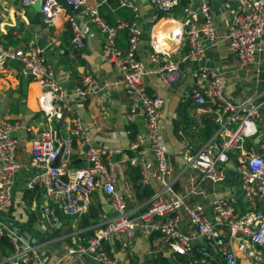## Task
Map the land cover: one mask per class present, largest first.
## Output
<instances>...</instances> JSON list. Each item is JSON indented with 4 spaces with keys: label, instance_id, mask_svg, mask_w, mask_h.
Segmentation results:
<instances>
[{
    "label": "built area",
    "instance_id": "1",
    "mask_svg": "<svg viewBox=\"0 0 264 264\" xmlns=\"http://www.w3.org/2000/svg\"><path fill=\"white\" fill-rule=\"evenodd\" d=\"M6 1L0 0V10ZM37 1L20 0L24 7ZM40 1L42 17L48 25H54L64 3L61 0ZM63 1L73 12L68 18L73 47L77 50L85 48L90 33L88 23L98 29L103 37L105 60L121 74L120 84L130 104L126 119L134 124L143 118L146 131L138 134L127 149L94 145L81 117L75 115L70 99L86 101L95 96L99 92L98 83L87 76L81 84L74 83L69 89L68 83L56 78L51 63L37 43L29 41L22 48H6L1 42L0 31V71L9 63L22 65L23 72L37 83L41 91L38 107L47 121L46 128L39 130L0 115V214L7 216L13 207L15 179L22 168L16 155L17 133L22 131L32 135L30 166L37 171L27 183L28 189H41L45 198L54 200L63 213L75 221H80L88 213L96 191L105 194L115 212L112 220L91 228L95 230L92 237H79L55 254L49 252L47 244H30L18 238L14 223L2 217L0 236L11 239L13 252L0 264H122L119 255L107 248V244L115 239L123 250H130L138 234L145 237L158 234L170 253L188 259L182 264H240L236 245L241 251L247 247L254 249L248 252V256L259 260L260 252L255 249H264V213L258 211L257 200L264 198V144L257 150L247 148V141L257 133L255 125L261 119L264 102L255 97L242 102L229 101L225 97L221 75L203 65L204 42L213 46L219 39L209 0H199V3L147 0L152 7L166 14H172L183 5L185 14L180 22V33L186 37L188 54L181 61H174L170 51L160 49L157 37L151 36L150 60L156 65L162 63L161 71H166L171 81L177 79L182 63L194 64L192 104L207 106L211 113H215L214 122L219 128L215 137L198 152L194 153L185 143L183 159L186 170L190 169L196 175L189 180L184 193L174 189L168 147L162 136L165 100L150 94L143 83L146 68L138 58L143 30L136 21L109 24L101 15V8L110 0H98L93 6L88 0ZM116 1L120 8L138 11L131 0ZM226 1L236 5L227 35L230 51L241 69L253 68L258 64L264 36V0ZM79 12L88 20L84 24L77 21ZM121 31L126 32V48L117 44ZM51 42L60 44L54 38ZM67 117L72 122L70 132H64L63 124L58 127L52 124L53 120L62 123ZM234 124L232 130H227ZM149 153L154 168L147 156ZM78 156L86 163L85 167L73 166ZM231 156L235 157L234 167L241 177V190L250 202V210L243 214L238 213L234 198L212 196L208 208L200 201H193L207 198L211 195L208 187L225 181ZM125 164L139 169L142 187H149L152 181L160 186L149 198L147 208L138 214L128 209L125 197L118 190L122 165ZM43 218L50 228L62 225L52 209H45ZM185 225L193 232H186Z\"/></svg>",
    "mask_w": 264,
    "mask_h": 264
},
{
    "label": "crops",
    "instance_id": "2",
    "mask_svg": "<svg viewBox=\"0 0 264 264\" xmlns=\"http://www.w3.org/2000/svg\"><path fill=\"white\" fill-rule=\"evenodd\" d=\"M97 1L88 0V4L93 6ZM111 1L103 7L109 8L116 18L117 8L112 6ZM113 1L117 3L116 0ZM131 1L137 5L138 11L126 9L133 15V21H136L143 30L138 52V58L146 68L143 83L150 94L160 96L165 100L162 109V136L168 147L174 189L178 193H184L189 180L196 175L190 169L186 170L183 159L185 143L195 153L215 137L219 129L214 122L215 113H211L207 106L198 107L192 104L194 68L196 67L194 64L182 63L177 79L171 81L167 72L161 71L163 64L156 65L150 60V39L151 36H155V31H160V46L163 50L170 51L172 60L181 61L188 54L189 47L186 37L180 33V22L185 14L183 9L177 15L173 12L167 14L166 17L159 18L161 12L152 7L147 0ZM187 1L199 3V0ZM209 2L219 39L213 46L208 41L204 42L205 58L203 65L221 75L225 97L229 101L242 102L249 97H255L259 102H264V36L260 44L257 66L241 69L236 57L230 51L227 39L236 5L229 4L226 0H209ZM34 5L24 7L20 0H7L2 5L0 10L2 44L4 45L3 37L8 33L14 35L16 42L9 47L22 48L27 42L34 41L43 50L60 82L69 83L73 81L78 85L87 76L94 79L99 87V92L95 96L86 101L79 98L70 99L75 115L81 117L94 145L107 149L129 148L136 141L138 135L134 139L132 130L129 129L132 125L126 119L130 107L129 100L120 84L121 74L103 56L102 35L95 26L88 23L90 33L86 46L83 50H77L71 43L73 33L68 20L73 13L71 9L64 6L54 25H48L42 17L38 27L33 25L38 9ZM76 17L79 23L84 24L88 21L80 12L76 14ZM115 21L117 23L123 20L116 18ZM53 38L57 39L60 44L52 43L51 39ZM117 44L122 48L127 47V42L121 38V32L117 37ZM40 93L37 83L23 72L19 62L9 63L6 69L0 71L1 116L10 120H18L27 127L43 130L47 126V121L39 111L38 97ZM207 123L215 126V131L211 138L206 141L205 126ZM52 124L55 127L63 124L64 132H70L72 128L69 117L65 118L62 123L53 120ZM234 127L235 124L230 125L227 130H232ZM255 128L257 133L247 141V148L258 150L259 146L264 144V111ZM138 131L139 135L146 131L143 118L138 120ZM17 137L19 144L16 155L22 168L15 179L11 213L4 217L0 214V219L2 217L8 218L14 223V231L18 238L21 237L30 244H47L51 254L58 253L64 247L72 245L79 237L87 239L81 235L83 231L78 229L79 221L66 216L59 204L52 199L45 198L41 189L30 190L27 188V183L37 173L30 166L32 135L22 131L17 133ZM252 141L254 146H250ZM129 154L131 155L130 152ZM80 156H78L77 163L73 164L76 168L86 166ZM147 156L151 159L154 168V160L151 154L149 153ZM230 161L227 165L225 181L220 185L208 187V192L211 195L207 198H197L193 201H200L208 208L212 196L234 198L238 213L243 214L250 210V202L241 190V177L233 168L235 157L231 156ZM130 167L128 164L122 165V177L118 183V190L125 197L128 209L138 214L147 208L151 197L141 196L142 189L148 188L154 193L160 189V186L156 181H152L149 187H142L138 182L141 186L138 196L129 174ZM91 205L103 209V213L99 215V223L92 227L104 225L115 217V212L108 204L102 191L94 192ZM45 209L54 210L62 224L60 227L50 228L48 226L43 218ZM257 209L264 213V198L257 200ZM69 228L72 229V232L67 234L66 231ZM184 230L193 232L186 225ZM94 232L95 230L93 235ZM107 248L113 249L119 255L122 264H151L153 259L158 257L166 258L171 263L182 264L178 256L166 249L158 234H153L150 237L138 234L134 246L130 250H123L115 239L107 244ZM236 250L240 264H253L255 261L263 262L261 257L264 256L259 249H255L260 252V256H257L260 258L259 260L249 258L248 252L254 250L252 248L247 247L245 251H241L236 245Z\"/></svg>",
    "mask_w": 264,
    "mask_h": 264
},
{
    "label": "trees",
    "instance_id": "3",
    "mask_svg": "<svg viewBox=\"0 0 264 264\" xmlns=\"http://www.w3.org/2000/svg\"><path fill=\"white\" fill-rule=\"evenodd\" d=\"M110 3H112L113 7L117 8L116 18H119L120 20H123V21H133V15H131V13L126 8H120L118 4L114 2L113 0ZM101 15L106 19V21L109 24L111 25L116 24V21H115L116 18L114 17V14L112 13V11H110L109 8L103 7L101 9ZM166 16H167L166 13H160L159 18L166 17ZM121 38L127 42V36H126L125 31H121ZM14 39L15 37L12 33H8L6 36H4L3 40H4L5 47L7 48L9 46H13L16 43ZM129 129L132 130V135H133V138L135 139L139 133L138 122L132 124L129 127ZM214 131H215V126L207 123L205 126V140L206 141L211 138ZM252 145L253 146L255 145L253 141L250 143V146ZM129 174L134 184V188L136 189V192L139 196V189L141 187L138 183L139 177H140L139 170L137 168L130 167ZM152 194H153V191L149 190L148 188H143L141 191V196L143 197H150ZM101 213H103V209L101 207H94L91 205L88 213L85 214L80 219L78 223V229L83 231L81 233L83 237L88 239L93 235L94 230H92L91 227L99 223V215ZM68 224H71V222H68ZM71 232H72L71 228H69L66 231L67 234ZM12 252H13V246H12L11 239L7 236H0V257L3 256L5 258H8L12 254ZM179 260L185 263L188 261V259L185 257H179ZM151 264H175V263L169 262L166 258L158 257V258H154Z\"/></svg>",
    "mask_w": 264,
    "mask_h": 264
},
{
    "label": "water",
    "instance_id": "4",
    "mask_svg": "<svg viewBox=\"0 0 264 264\" xmlns=\"http://www.w3.org/2000/svg\"><path fill=\"white\" fill-rule=\"evenodd\" d=\"M61 1L64 3L65 6H67L63 0H61ZM33 5H34V4H33ZM37 6H38V7H37ZM34 7L38 8V9H37V13H36V15H35V18H34V20H33V25L39 27L40 24H41V18H42V14H41V1L38 0V2L36 3V5H34ZM67 7H68V6H67ZM182 9H183V5H179V6L175 9V11H174L175 15H177V13H178L179 11H181ZM74 85H75L74 82H73V81H70V82L68 83L67 86H68L69 89H72ZM233 168L235 169V167H233ZM3 259H4V257L1 256V257H0V260L2 261Z\"/></svg>",
    "mask_w": 264,
    "mask_h": 264
},
{
    "label": "bare ground",
    "instance_id": "5",
    "mask_svg": "<svg viewBox=\"0 0 264 264\" xmlns=\"http://www.w3.org/2000/svg\"><path fill=\"white\" fill-rule=\"evenodd\" d=\"M174 26V25H173ZM172 26V27H173ZM164 33V32H163ZM155 36L157 37V40L159 41V45H158V47L160 48V49H163L161 46H160V31L159 32H157V31H155Z\"/></svg>",
    "mask_w": 264,
    "mask_h": 264
},
{
    "label": "rangeland",
    "instance_id": "6",
    "mask_svg": "<svg viewBox=\"0 0 264 264\" xmlns=\"http://www.w3.org/2000/svg\"><path fill=\"white\" fill-rule=\"evenodd\" d=\"M259 250L261 251V253H262L263 256H264V249H259ZM261 260H262L263 262L255 261L253 264H264V257H263V258L261 257Z\"/></svg>",
    "mask_w": 264,
    "mask_h": 264
}]
</instances>
